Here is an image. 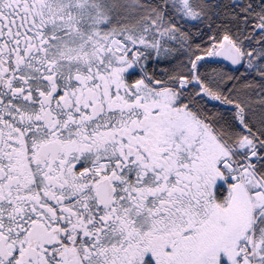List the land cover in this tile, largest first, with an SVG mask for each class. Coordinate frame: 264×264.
I'll return each instance as SVG.
<instances>
[{"label":"snow or ice","instance_id":"snow-or-ice-1","mask_svg":"<svg viewBox=\"0 0 264 264\" xmlns=\"http://www.w3.org/2000/svg\"><path fill=\"white\" fill-rule=\"evenodd\" d=\"M0 264H264V0H0Z\"/></svg>","mask_w":264,"mask_h":264}]
</instances>
